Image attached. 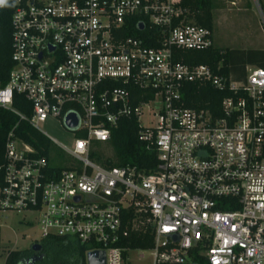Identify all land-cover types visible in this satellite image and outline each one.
<instances>
[{"label":"built area","instance_id":"1","mask_svg":"<svg viewBox=\"0 0 264 264\" xmlns=\"http://www.w3.org/2000/svg\"><path fill=\"white\" fill-rule=\"evenodd\" d=\"M5 3L11 65L0 105L38 129L47 116L63 123L74 112L69 129L81 134L57 141L76 162L51 168L10 128L0 209L36 211L40 237H75L85 253L103 249L104 264H264V67L247 62L235 77L221 61L182 59L213 44L212 27L173 0ZM145 22L151 34L124 33ZM204 83L226 90L213 110L188 103ZM13 91L28 99V113L11 106ZM124 116L155 153L146 171L89 155L91 140L107 142ZM147 225L151 244L127 243Z\"/></svg>","mask_w":264,"mask_h":264},{"label":"trees","instance_id":"2","mask_svg":"<svg viewBox=\"0 0 264 264\" xmlns=\"http://www.w3.org/2000/svg\"><path fill=\"white\" fill-rule=\"evenodd\" d=\"M178 5L187 8V17L197 23L212 27V0H173ZM260 10L264 15V5L258 0ZM10 10L11 4L0 5V85L6 81L8 69L11 65L10 59ZM124 33H132L146 36L152 33L146 22L143 28L134 23L129 24ZM154 43V39L149 40ZM182 59L188 62H206L215 66L221 61V70L228 69L235 76L243 74V66L250 62L264 67L263 47H229L212 44L201 49H185L182 51ZM226 90L211 86L208 83L194 86L189 93V104L206 105L212 108L218 104L220 97ZM11 106L18 111L28 113L29 101L18 91L12 92ZM12 128L14 133L29 143L36 153L48 156V150L52 146L51 139L31 125L26 118L20 117L15 111L0 105V165L3 163V142L6 132ZM112 148V154H99L89 150V155L103 164L131 163L136 167L148 170L156 161L152 148H146L143 141L138 138L136 119L133 116L120 118L118 124L110 131L107 142ZM51 168L61 167L49 163ZM2 172L0 170V184L2 183ZM128 241L127 239L123 242ZM152 237L147 225L144 231L132 232L129 237L130 245L146 246L151 244ZM40 248L32 261L22 262L19 259L23 249L12 248L4 257V264H86L85 249L87 244L80 242L72 236H60L48 234L40 240ZM199 261V260H198Z\"/></svg>","mask_w":264,"mask_h":264},{"label":"rangeland","instance_id":"3","mask_svg":"<svg viewBox=\"0 0 264 264\" xmlns=\"http://www.w3.org/2000/svg\"><path fill=\"white\" fill-rule=\"evenodd\" d=\"M264 5V0H261ZM212 37L213 43L229 47H263L264 22L258 0H212ZM141 122L146 116L140 115ZM39 129L50 136L53 142L48 150V162L65 166L76 160L62 150L58 142L70 145L74 135L60 118L47 116L38 122ZM54 138V139H52ZM90 150L99 154H112L111 146L105 141L91 140ZM97 160V159H95ZM98 161V160H97ZM37 212L29 209H0V264H3L7 248L24 249L36 239L41 240L37 220ZM130 257L135 258V251L128 250ZM147 251H143L146 256ZM145 259V258H142Z\"/></svg>","mask_w":264,"mask_h":264},{"label":"water","instance_id":"4","mask_svg":"<svg viewBox=\"0 0 264 264\" xmlns=\"http://www.w3.org/2000/svg\"><path fill=\"white\" fill-rule=\"evenodd\" d=\"M139 27L142 26V23L139 22ZM77 122V117L74 112H67L63 117V124L68 128H73ZM40 241H32L30 247L36 249L40 246ZM104 250L103 249H90L85 253L86 264H104ZM197 264V263H192Z\"/></svg>","mask_w":264,"mask_h":264},{"label":"flooded vegetation","instance_id":"5","mask_svg":"<svg viewBox=\"0 0 264 264\" xmlns=\"http://www.w3.org/2000/svg\"><path fill=\"white\" fill-rule=\"evenodd\" d=\"M30 244L31 242L29 243L28 247L27 248H24L21 252V255L19 256V259L22 261V262H31L32 261V258H34L36 256V253L38 252L40 246L36 249H32L30 247Z\"/></svg>","mask_w":264,"mask_h":264},{"label":"clouds","instance_id":"6","mask_svg":"<svg viewBox=\"0 0 264 264\" xmlns=\"http://www.w3.org/2000/svg\"><path fill=\"white\" fill-rule=\"evenodd\" d=\"M6 0H0V5L5 4Z\"/></svg>","mask_w":264,"mask_h":264},{"label":"crops","instance_id":"7","mask_svg":"<svg viewBox=\"0 0 264 264\" xmlns=\"http://www.w3.org/2000/svg\"><path fill=\"white\" fill-rule=\"evenodd\" d=\"M248 47H251V46H248ZM250 63V62H249ZM13 248V247H12ZM3 264H4V261H3Z\"/></svg>","mask_w":264,"mask_h":264}]
</instances>
